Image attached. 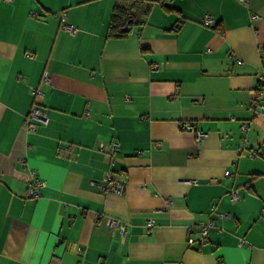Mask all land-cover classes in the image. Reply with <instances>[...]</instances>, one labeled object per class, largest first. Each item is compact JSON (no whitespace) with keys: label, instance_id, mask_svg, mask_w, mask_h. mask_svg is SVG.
<instances>
[{"label":"crops","instance_id":"obj_1","mask_svg":"<svg viewBox=\"0 0 264 264\" xmlns=\"http://www.w3.org/2000/svg\"><path fill=\"white\" fill-rule=\"evenodd\" d=\"M263 73L264 0H0V264H264Z\"/></svg>","mask_w":264,"mask_h":264},{"label":"built area","instance_id":"obj_2","mask_svg":"<svg viewBox=\"0 0 264 264\" xmlns=\"http://www.w3.org/2000/svg\"><path fill=\"white\" fill-rule=\"evenodd\" d=\"M10 1V0H8ZM256 17V16H254ZM213 16L211 14H206L203 19H202V23L205 26H212L213 25ZM66 29L71 33L74 34L77 29L71 25H65ZM240 60H237V63H240ZM259 82L261 83L264 80V73L260 74L258 76ZM50 81V77L48 76V74L46 72H44L41 76V82L43 84H48ZM260 83L257 86V88L255 90L252 91L251 94V105L252 107L257 110L256 108L258 106H260ZM30 92L31 95L33 96V103L31 105V108L29 109L28 113L25 115L24 121L27 124L29 122V120H34L38 123L41 124H46L49 116H48V112L45 108H43L39 103H38V99H40L43 95L42 90L37 87H31L30 88ZM84 114H87V112H85ZM182 127L186 130H191L190 125L187 122H183L182 123ZM242 130H245V125L241 126ZM196 138L197 139H202L205 134L201 133V132H195ZM118 144L114 141H112L108 147H106L103 143L100 144V149L102 151L108 152V153H112L115 149H117ZM257 152L255 150L252 151L251 155H255ZM92 186L97 188L98 190L101 191H112L115 193H122L125 189L126 186V180L123 177V172L121 171H114V170H108L106 172V174L103 176V178L99 181V182H91ZM44 185L43 181L40 180L39 178L32 176L31 180L29 181V185L26 189V194L28 197L30 198H37L40 195V189L41 187ZM229 197L232 201H236L238 200L239 196L236 193V191H231L229 193ZM264 210V209H263ZM223 215V214H221ZM107 224L110 227V229L112 230H117L119 231L121 234L125 235L126 233V224L124 222H120L117 218H113V217H109L107 218ZM153 220L152 219H148L146 221V227L147 229H151L153 227ZM188 237H187V241L188 243H192L194 242V237L190 234L192 232V227H189L188 229ZM207 225H202L199 231V235H200V241H203L206 236H207Z\"/></svg>","mask_w":264,"mask_h":264},{"label":"trees","instance_id":"obj_3","mask_svg":"<svg viewBox=\"0 0 264 264\" xmlns=\"http://www.w3.org/2000/svg\"><path fill=\"white\" fill-rule=\"evenodd\" d=\"M132 19L130 8L116 6L111 14L109 21V34L111 35L114 28H121L126 22ZM122 35V34H120Z\"/></svg>","mask_w":264,"mask_h":264},{"label":"water","instance_id":"obj_4","mask_svg":"<svg viewBox=\"0 0 264 264\" xmlns=\"http://www.w3.org/2000/svg\"><path fill=\"white\" fill-rule=\"evenodd\" d=\"M123 29L126 30V27H124Z\"/></svg>","mask_w":264,"mask_h":264}]
</instances>
